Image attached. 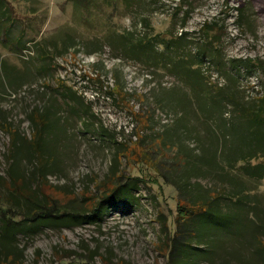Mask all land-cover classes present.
Listing matches in <instances>:
<instances>
[{"label":"rangeland","instance_id":"374dc122","mask_svg":"<svg viewBox=\"0 0 264 264\" xmlns=\"http://www.w3.org/2000/svg\"><path fill=\"white\" fill-rule=\"evenodd\" d=\"M145 1L144 11L154 31H187L183 53L203 49L200 27L205 21L216 20L223 33L220 52L213 53L215 61L222 59L229 65L228 59L233 57L264 59V0H156L149 5ZM240 1L243 12L238 18ZM91 3L87 9L82 4L77 8L74 0H12L24 19L25 36L33 40L27 42L30 48L21 52L0 41V58L14 79L12 84L5 80L0 86V173L5 175L10 163L11 136L4 125L24 136L19 155L31 175L36 155L26 146L33 132L29 114L34 108L50 110L56 126L46 134L47 143L56 149L59 166L48 175L45 190L61 203L70 202V207L80 209L100 200L111 183L108 175L116 170L126 177H141L137 200L132 205L108 208L93 223L45 226L19 234L15 239L19 249L12 250L10 258L1 254L0 264H264L241 233L230 239L222 235L219 241L211 236L208 243L216 247L204 256L186 252L182 262H177V254L169 260L168 231L174 226L180 199L176 179L182 171L187 174L183 157L197 153L210 140L213 129L198 118L192 99L184 107L172 102V109H163L153 100L161 85L167 88H160L162 95H185L187 87L177 75L163 67L150 74L147 65L116 56L104 44L108 32L130 27L135 18L121 0ZM62 40L76 43L78 51L65 52L66 47L59 45ZM43 44L53 50L50 57L42 55L38 45ZM55 44L61 48L53 49ZM207 72L211 79L225 81L213 66ZM114 73L124 78L129 92L125 96L107 91L116 83ZM241 81L249 95L264 89L262 71L256 70ZM177 142L181 150L175 147ZM207 157L201 152L198 164ZM37 179V175L31 177L29 183ZM196 179L186 182L194 194L190 183ZM212 180L213 185L219 184ZM201 182V189L212 184L208 177ZM10 188L11 184H0L1 206L8 204L3 193H10ZM257 190H264V181ZM202 226L215 232L213 221Z\"/></svg>","mask_w":264,"mask_h":264},{"label":"trees","instance_id":"16d2710c","mask_svg":"<svg viewBox=\"0 0 264 264\" xmlns=\"http://www.w3.org/2000/svg\"><path fill=\"white\" fill-rule=\"evenodd\" d=\"M74 1L77 8L82 4L87 9L91 6V1L95 2ZM104 1L112 4L115 0ZM144 1L121 0L135 18L130 27L108 32L104 44L116 52V56L147 65L150 74L163 67L177 75L187 87L185 95H162L161 92L167 88L161 85L153 100L163 109H172L175 107L172 102L184 107L192 99L198 118L213 129L212 137L197 153H190L188 157L186 154L185 159L183 157L182 164L186 166L187 174L182 171L183 174L176 179L178 182L175 186L180 199L178 212L173 220L174 226L168 231L171 246L169 260L177 254V262H182L186 252L188 256H204L210 248L216 247L215 244L208 243L211 236L219 241L222 235L230 239L241 233L243 241H248L264 261V190H257L258 184L264 181V89L255 95H249L241 81L244 76H251L256 70L264 73V59L233 57L228 59L229 65L222 59L215 61L213 53L220 52L223 33V26L216 20L205 21L200 27L205 47L183 53L182 41L187 36V31L182 30L180 34L168 30L154 31L149 15L144 11ZM155 1L145 2L149 5ZM178 6L182 8L180 3ZM242 7L243 2L240 1L237 6L238 18L242 16ZM185 13H188L187 10ZM23 20L15 11L12 0H0V41L15 52L30 48L27 42L33 40L25 36ZM17 25L19 30H16ZM56 44L53 49L59 47ZM59 45L66 47L65 52L78 51L76 43H69L67 40H62ZM38 47L43 51L44 57H50L49 53L53 52L47 44ZM96 51L87 50V53ZM204 66H207L206 69H203ZM212 66L217 70L218 76H224L223 83L211 79L207 69ZM114 74L116 83L113 87H107V91L125 96L129 92L124 87V78ZM97 76L99 78L100 74L97 73ZM5 80L11 84L14 82L12 73L0 58V86L6 83ZM160 88L163 91L160 92ZM149 116L147 114L148 123ZM29 119L33 132L26 146L32 156L36 155L31 175H27L25 164L21 165L19 155L24 136L11 125H4L11 136L8 153L10 163L5 175L0 173V184H11V191L3 193L8 204L0 205V255L6 253L9 258L13 255L10 253L12 250L19 249L15 240L19 234L36 232L45 226L69 227L93 223L100 220L110 207L116 209L134 204L137 200L136 190L142 180L139 176L126 177L121 171L113 170L108 175L111 183L109 181L105 186L98 202H89L80 209L70 207V202L61 203L43 187L48 175L59 166L56 149L48 145L46 135L55 129V117L50 110L34 108ZM175 147L181 150L178 142ZM203 151L208 157L198 164L197 158ZM237 162L241 164L238 165ZM36 175L38 179L29 183L32 181L31 177L34 179ZM193 177L197 178L190 183L195 194L187 186ZM207 177L212 184L201 189V179ZM212 179H216L219 184L213 185ZM209 221L216 225L214 233L202 226ZM214 248L210 250L213 251Z\"/></svg>","mask_w":264,"mask_h":264}]
</instances>
